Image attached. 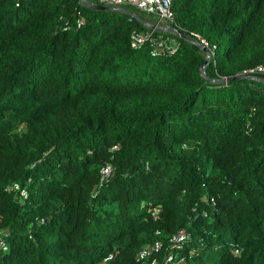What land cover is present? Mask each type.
<instances>
[{
	"label": "trees",
	"instance_id": "trees-1",
	"mask_svg": "<svg viewBox=\"0 0 264 264\" xmlns=\"http://www.w3.org/2000/svg\"><path fill=\"white\" fill-rule=\"evenodd\" d=\"M123 8L0 0V264H264V0Z\"/></svg>",
	"mask_w": 264,
	"mask_h": 264
},
{
	"label": "built area",
	"instance_id": "built-area-1",
	"mask_svg": "<svg viewBox=\"0 0 264 264\" xmlns=\"http://www.w3.org/2000/svg\"><path fill=\"white\" fill-rule=\"evenodd\" d=\"M83 4L88 5H106L113 6L116 8H122L125 6H133L139 10L146 12L149 15L155 16L157 22L152 24H145L146 30L143 32L134 31L132 34V47L135 49H140L146 42L150 41L154 45V51L156 54H172L177 51L179 44L173 35L171 27L175 20V15L172 9L173 0H80ZM157 33H163L160 35L159 39H156L154 35ZM202 42L207 45L205 41ZM244 75L247 77L258 78L264 77V64L257 66L256 68L246 70ZM111 172L110 167H106L103 171L104 175H109ZM25 195V193H23ZM213 201V200H212ZM158 212V211H156ZM188 236L180 231L176 234L172 241L174 247H179L180 244L184 243ZM3 248L6 249L5 244L0 243ZM162 244L156 241L152 246L145 248L141 254L140 259L143 264H157V261L153 259L149 261V257L152 252H158ZM171 258L168 259V261ZM167 261V262H168Z\"/></svg>",
	"mask_w": 264,
	"mask_h": 264
},
{
	"label": "water",
	"instance_id": "water-1",
	"mask_svg": "<svg viewBox=\"0 0 264 264\" xmlns=\"http://www.w3.org/2000/svg\"><path fill=\"white\" fill-rule=\"evenodd\" d=\"M84 5H86V6H90V7H97V8H102V9H110L111 8V6H106V5H88V4H84ZM118 10H124V8L122 7V8H117ZM131 13V12H130ZM133 16H136V15H134V13H131ZM137 17V16H136ZM172 30V32L173 33H175V34H179V35H181V36H184V34L183 33H181L179 30H177V29H171ZM202 47V49L207 53V61H206V63H205V65H204V68L209 64V61H210V52H209V50L205 47V46H201Z\"/></svg>",
	"mask_w": 264,
	"mask_h": 264
},
{
	"label": "rangeland",
	"instance_id": "rangeland-1",
	"mask_svg": "<svg viewBox=\"0 0 264 264\" xmlns=\"http://www.w3.org/2000/svg\"><path fill=\"white\" fill-rule=\"evenodd\" d=\"M129 11L131 12V13H134V15H136L138 18H140L142 21H144V20H147V21H149V20H151V21H156V17L155 16H152V15H149V14H147L146 12H144V11H142V10H139V9H134V8H132V9H129ZM171 27H173L172 25H171ZM161 34H163V33H158V35L160 36Z\"/></svg>",
	"mask_w": 264,
	"mask_h": 264
},
{
	"label": "crops",
	"instance_id": "crops-1",
	"mask_svg": "<svg viewBox=\"0 0 264 264\" xmlns=\"http://www.w3.org/2000/svg\"><path fill=\"white\" fill-rule=\"evenodd\" d=\"M141 21H142V20H141ZM142 22L144 23V25H145V24L149 25V24H152V23L157 22V19H156V21H151V20L147 21V20H144V21H142Z\"/></svg>",
	"mask_w": 264,
	"mask_h": 264
}]
</instances>
